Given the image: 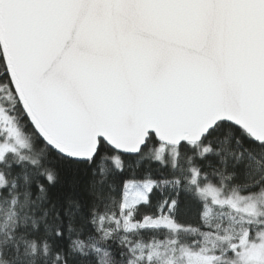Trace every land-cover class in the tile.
<instances>
[{
    "label": "snow or ice",
    "instance_id": "6c2138e0",
    "mask_svg": "<svg viewBox=\"0 0 264 264\" xmlns=\"http://www.w3.org/2000/svg\"><path fill=\"white\" fill-rule=\"evenodd\" d=\"M0 264H264V0H0Z\"/></svg>",
    "mask_w": 264,
    "mask_h": 264
}]
</instances>
